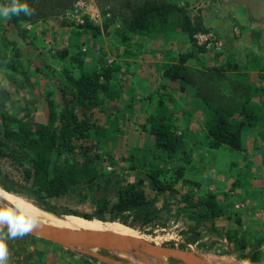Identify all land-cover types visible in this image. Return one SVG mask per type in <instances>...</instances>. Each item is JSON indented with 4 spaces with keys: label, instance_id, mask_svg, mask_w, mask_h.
<instances>
[{
    "label": "crops",
    "instance_id": "crops-1",
    "mask_svg": "<svg viewBox=\"0 0 264 264\" xmlns=\"http://www.w3.org/2000/svg\"><path fill=\"white\" fill-rule=\"evenodd\" d=\"M167 1L186 6L181 0ZM204 1L206 6H187L185 11L192 26L198 25L199 33H211L213 37L222 40L220 51L202 50L195 46L187 32L182 31L176 22L164 27V31L156 27L147 35L123 34L118 24L105 30L99 28L100 32L94 35L84 27H68V20L56 16L34 22L20 20L14 24L0 17V39L4 38L11 44L4 46L0 43V53L8 57L13 54L12 49H16L21 54L26 40L34 45L33 50H37L38 46L39 50H45L46 57L52 53L50 49L53 46L58 47L61 53L65 52L63 57L58 52L52 58L62 65V72L66 69L74 78L79 76L80 70L91 72L99 67L115 68L108 80L110 94L102 95V105L93 111L95 123L103 129L99 137L90 130L88 137L98 138L97 147L101 152L99 159H102L103 166L105 157L117 158L113 167L122 177L123 183H135L136 173H143L147 167H158L163 170L159 180L174 189L176 184H188L183 180L198 183V187L188 185L191 199L196 200L207 194L223 192V187H231L235 179L243 176L248 178V174L255 177L251 179L255 181L260 167V172L264 171V143L260 140L264 122L261 126L257 123L252 128L242 129L240 151H232L225 145L211 149L205 129L213 111L217 109L233 112L229 121H240L244 104L254 107L264 119V11L259 17L240 3ZM5 4L0 0V6ZM56 26L57 29L67 30V34L56 37V34H52ZM29 52H33L32 49ZM181 54H191V58L181 65L188 69L187 79L171 81L164 78L163 70L178 65ZM78 60L81 66H78ZM39 62L44 71L52 63L50 58L49 61L44 58ZM0 69L11 72L1 66ZM210 73L220 76L218 81L204 83L203 76ZM230 82L234 83L233 87ZM46 93L43 99L38 94L35 107L31 110L34 112L33 120L39 126L47 122L48 95L57 115L63 109L60 94L55 97L53 93L51 98L52 92ZM159 119L170 125L181 138L182 147L168 161L165 153L153 146V135L149 132L151 123ZM227 152L232 154L227 162L228 169L220 170L219 157L223 158ZM180 167L183 168L182 179L174 180L175 171ZM165 173L172 175L168 182L162 180ZM197 189L199 192L202 189L204 194L197 196ZM147 191L152 194L149 189ZM116 223L119 226L116 225L115 236L150 241L135 229ZM247 247L245 245L242 251H236L243 255L241 259L244 264L255 252L248 254ZM199 254L205 261L213 256ZM250 264L263 262H259L257 257Z\"/></svg>",
    "mask_w": 264,
    "mask_h": 264
},
{
    "label": "trees",
    "instance_id": "trees-1",
    "mask_svg": "<svg viewBox=\"0 0 264 264\" xmlns=\"http://www.w3.org/2000/svg\"><path fill=\"white\" fill-rule=\"evenodd\" d=\"M3 1L6 4L10 2V0ZM75 1L21 0L34 9V14L29 16L20 13L18 16H12L8 22L13 24L20 20L34 22L56 17L65 10H71ZM217 1L221 2V0ZM113 3L114 5L105 9L103 7L106 2H101L103 5H100V16L110 15L109 18H103L105 19L104 29L120 17L118 23L123 29V34L147 35L156 27L164 31V27L167 28L172 22H176L182 31L187 32L193 42L192 35L199 33L198 25L192 26L185 8L167 0H114ZM82 17L84 23L77 27L90 29L94 35L100 32L101 27L88 21L86 15ZM0 43L4 46L11 45L4 38L0 39ZM12 51L13 54L8 57L0 53V66L11 71L19 70L24 74L20 63L17 62L20 57L19 52L16 49ZM64 53L62 52L59 56L63 57ZM188 58H191V54H181L178 57V65L165 68L163 77L171 81L187 79L188 69L181 65ZM78 66H81L80 60H78ZM114 70L115 68L110 66L99 67L91 72L80 70L79 76L74 78L64 69L62 73L65 80L59 89L63 109L57 115L48 95L47 122L35 129L24 124L19 117L6 113L0 114V158L19 161L26 165L22 169L23 183L12 180L8 174L0 172V188L15 194L25 193L44 211L53 214L56 212L50 204L52 200L74 195L79 203L88 200L93 206V213L81 214L68 210L70 215L80 216L85 222H90L92 218L104 222L115 221L149 234L151 232L145 230L147 227L161 225L163 221L160 210L147 200L144 187L157 194L175 193L173 186L159 180L163 170L155 166L147 167L145 171H142L143 173H136L135 183H123L122 177L117 174L114 167L111 172H104V167L107 165L103 166L102 159L100 160L99 154L95 152L96 145H86L90 130L99 137L103 129L95 123L93 111L102 105V95L110 94L108 80ZM203 77L204 83H211L218 81L220 76L210 73ZM233 84L230 82L231 87ZM232 114L233 112L227 110L213 111L211 119L205 125L211 149L225 145L232 151H240L242 129L252 128L257 123L261 126L264 122L254 107L245 104L240 112L242 117L240 121H229L228 118ZM162 120L153 121L149 132L153 135V146L159 152L165 153L166 161H168L182 147V144L180 136L176 135L170 125ZM11 123H16L17 127L12 129ZM260 140L264 143V130ZM60 157H63L62 162H59ZM95 159L100 161L97 162ZM182 173L183 168H178L175 171L174 180L182 179ZM183 182L198 187L196 182L186 180ZM188 195L183 196V201L188 207H200L204 220L212 221L224 214L214 195L207 194L196 200H192L191 195ZM112 199L115 200L112 201ZM4 230L8 229L4 228ZM23 236L27 235L23 234ZM245 245H247L245 241H237L234 249L242 251ZM257 255V252L252 253L250 258L246 259V264L255 260ZM87 258L84 259L89 261Z\"/></svg>",
    "mask_w": 264,
    "mask_h": 264
},
{
    "label": "rangeland",
    "instance_id": "rangeland-1",
    "mask_svg": "<svg viewBox=\"0 0 264 264\" xmlns=\"http://www.w3.org/2000/svg\"><path fill=\"white\" fill-rule=\"evenodd\" d=\"M100 1L104 3L106 2L103 7L105 9L110 7L112 4L114 5V0H94V3L96 7H98L99 11L101 10L100 5H103ZM181 1L183 4H186L184 8L187 6L188 8H196V6L201 4L202 6L207 5L204 0ZM241 4L246 5L245 3ZM202 6L200 8H202ZM57 17L64 18V15H58ZM109 17L110 15L107 14L104 17L102 15L100 16L99 22L95 24H100L101 29L105 30L103 28V23L105 22L104 20ZM119 18L120 17H118L115 22L108 24V27L114 24L119 25ZM69 21L71 23H68L70 25L68 27L75 25L71 20H68V22ZM64 27L68 29L66 26ZM59 32L61 33L57 34ZM52 34H56V37L59 38L62 35H66L67 30L57 29L56 26L55 31ZM54 41L55 37L53 39V42ZM32 46H34L32 43L26 42L25 40L24 49L21 51L20 57L17 61L20 63L21 71L24 72V74L20 73L19 70L8 72L4 69H0V114L6 113L14 117H19L28 127L35 129L39 125L33 120L32 114L34 112L31 110L35 107L36 97L40 94L42 95L41 99H43L45 92H47L46 94L52 92V95L50 94L51 98L53 97V93L55 97H58L60 94L59 89L63 86L62 83H64L65 78L63 77V73L61 71L62 65L52 58L61 51L58 47L56 48L53 46L50 49L52 50V53L46 57L44 55L46 53L45 50H39V46L37 47V50H33L34 48H32ZM25 49H28V51ZM29 49H32L33 52H29ZM44 58L48 61L50 58L52 62L51 65L46 66L47 69H45V71L42 63L39 62ZM40 66L43 68H39ZM238 91H242V89ZM211 96L212 94H210V98ZM56 103L54 102V104ZM29 107L31 109H29ZM101 117L104 118L103 115H101ZM10 127L15 129L17 124L11 123ZM97 142L98 138H88L86 145L94 144L97 147ZM95 150V152L101 156V152L98 150V147ZM229 152H227L223 158L219 157L218 161L220 170H222V168L224 170L228 169V159L232 158V154ZM116 159H111L109 156L105 157L104 166H107L104 167V172L109 173L112 171L113 166L117 163ZM62 161L63 157H60L59 162ZM256 161L260 162L261 160L256 159ZM109 162H111V164H109ZM262 162V166L264 167V157L262 158ZM24 167H26V165L22 162L19 163V161H11L7 158H0V172L8 174L12 180L22 183L24 182V177L22 175V169ZM260 168L262 169V167ZM260 170L257 173L258 176L256 175L255 181H251V179L254 180L255 177L248 174V178L243 176L242 178L239 177L235 179L236 182L233 183L231 187H228L227 189L223 187V192L220 191L213 193L219 206L224 211V214L220 217L212 219V221L204 220L202 218V210L200 207H188L183 201V196H186L187 194L191 195V191L188 190L190 187L188 185L190 184H176L175 193L168 194H157L154 192L151 194V192L147 191L148 188L144 187V193L147 200L152 201L155 207L160 210L159 213L163 222L158 226L147 227L145 230H149L151 232L149 234L138 230L136 231L139 234L146 236V239H149L150 242L158 245L185 250L195 254L207 253L213 255L210 257L209 261L204 260L206 264H244V261L241 259L243 255L240 252L236 253L234 246L237 241H245L248 245V254L254 251L257 252L259 262H263L264 264V171L261 173ZM219 174H221L220 171ZM162 178L163 181L168 182V179L170 180L172 175L165 173L162 175ZM130 180H132V177H130ZM0 191L5 190L0 188ZM200 191L201 192H199L198 189L196 190L197 196L204 194L202 189ZM5 192L9 193L7 191ZM16 195L21 196L38 206L25 193ZM114 200L115 199H112V201ZM50 204L53 206L56 215L58 216L69 214L68 210L76 211L81 214L93 213V206H91L88 200L79 203L74 195L52 200ZM38 207L42 209V207ZM74 217L80 218V216ZM91 222L98 225L100 229L115 236L114 231L116 229V225H118L115 221L110 223L92 218ZM2 230L7 233L4 228ZM26 235L27 236L22 235L6 240L8 248V258L6 264L101 263L95 258L87 255L62 248L57 244L45 241L35 236ZM118 236L122 237L120 235ZM95 252L105 256L102 251L95 250ZM85 257H88L87 259H89V261L85 260ZM161 258L165 262L171 264L175 263L174 260L168 258L165 259V257Z\"/></svg>",
    "mask_w": 264,
    "mask_h": 264
},
{
    "label": "water",
    "instance_id": "water-1",
    "mask_svg": "<svg viewBox=\"0 0 264 264\" xmlns=\"http://www.w3.org/2000/svg\"><path fill=\"white\" fill-rule=\"evenodd\" d=\"M222 2L245 3L249 11L255 16H259L264 11V0H221ZM264 14V12H262ZM3 214V213H2ZM9 217L21 220L18 214H8ZM24 220V219H22ZM4 224L3 228H7V221L0 220ZM31 236L43 239L48 242L57 244L58 246L76 251L80 254L95 258L104 264H130L129 262L117 257L111 251L124 250L128 252H136L141 255H150L152 259L147 264H171L164 262L160 257L174 260V264H206L204 260L197 254L179 250L167 246L158 245L150 241H142L131 238H118L105 233L79 232L63 230L56 227L43 226L39 223L31 222L28 230L25 232ZM102 251L105 256L95 252ZM108 256H107V255ZM115 258V259H114Z\"/></svg>",
    "mask_w": 264,
    "mask_h": 264
},
{
    "label": "bare ground",
    "instance_id": "bare-ground-1",
    "mask_svg": "<svg viewBox=\"0 0 264 264\" xmlns=\"http://www.w3.org/2000/svg\"><path fill=\"white\" fill-rule=\"evenodd\" d=\"M2 213L18 214V217L24 219L25 221L39 223L43 226H56L62 228L63 230L105 233L111 235L110 233L100 229L98 225H95L92 222H85L81 218L74 217L69 214L58 216L56 214L46 212L29 200L11 192L6 193L5 191H0V214ZM115 237L120 238L119 236ZM111 252L130 264H147L148 261L154 260L148 254L141 255L140 253H132L124 250H113ZM183 264L190 263L184 262Z\"/></svg>",
    "mask_w": 264,
    "mask_h": 264
},
{
    "label": "clouds",
    "instance_id": "clouds-1",
    "mask_svg": "<svg viewBox=\"0 0 264 264\" xmlns=\"http://www.w3.org/2000/svg\"><path fill=\"white\" fill-rule=\"evenodd\" d=\"M66 11L68 10H65L62 14L64 15ZM20 13H24L25 15L30 16L34 14V9L30 8V6L27 3L21 2V0H10L8 4L0 6V17H2L4 20L10 19L12 16H18ZM62 19L66 20L67 18H62ZM71 21L74 23L73 20ZM95 161L99 162L98 159H95ZM0 217H3L0 218V220L7 221V229H8L7 233H5L2 230L4 224L0 223V264H6L8 258V248H7L6 240L10 238H16L17 236H22L28 230L31 221H25L22 219L17 220L9 217L7 213L0 214Z\"/></svg>",
    "mask_w": 264,
    "mask_h": 264
},
{
    "label": "built area",
    "instance_id": "built-area-1",
    "mask_svg": "<svg viewBox=\"0 0 264 264\" xmlns=\"http://www.w3.org/2000/svg\"><path fill=\"white\" fill-rule=\"evenodd\" d=\"M84 15H86L92 23H97L99 21L100 12L94 3V0H76L72 9L66 11L64 18L73 20L75 25H81L84 22L82 17ZM192 37L194 39V44L204 49L220 51L223 44L222 40L213 37L211 33H195Z\"/></svg>",
    "mask_w": 264,
    "mask_h": 264
},
{
    "label": "flooded vegetation",
    "instance_id": "flooded-vegetation-1",
    "mask_svg": "<svg viewBox=\"0 0 264 264\" xmlns=\"http://www.w3.org/2000/svg\"><path fill=\"white\" fill-rule=\"evenodd\" d=\"M81 219H82V217H80ZM90 222H91V220H90ZM89 223V222H88ZM96 225V224H95ZM24 234H26V233H24ZM29 235V234H28Z\"/></svg>",
    "mask_w": 264,
    "mask_h": 264
},
{
    "label": "snow or ice",
    "instance_id": "snow-or-ice-1",
    "mask_svg": "<svg viewBox=\"0 0 264 264\" xmlns=\"http://www.w3.org/2000/svg\"><path fill=\"white\" fill-rule=\"evenodd\" d=\"M0 218H3V217H0Z\"/></svg>",
    "mask_w": 264,
    "mask_h": 264
}]
</instances>
